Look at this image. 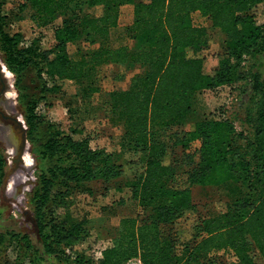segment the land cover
<instances>
[{"label": "trees", "instance_id": "16d2710c", "mask_svg": "<svg viewBox=\"0 0 264 264\" xmlns=\"http://www.w3.org/2000/svg\"><path fill=\"white\" fill-rule=\"evenodd\" d=\"M6 2L0 0V10ZM24 2L37 26L51 24L71 9L78 8V13L54 27L50 47L4 31L0 13V50L8 68L17 73L27 139L39 160L29 196L38 245L26 233L1 232L0 264H21L23 255L29 264H125L137 256L144 264H193L215 249L231 250L233 264H257L253 249L264 260V75L252 69L240 73L246 59L264 53V20L255 12L264 0ZM126 3L133 4V19L126 27L132 44L108 45ZM83 5L100 11L90 14ZM195 11L222 35L220 59L210 71L203 67L210 36L206 27L192 22ZM80 39L100 43L75 59L67 46ZM106 64L122 73L142 67L127 87L108 93L107 106L123 128L119 150L110 152L92 147L88 137L75 138L82 131L74 125L65 130L35 110L49 92L58 91L57 85H47L56 79L84 83L85 94L98 92L96 70ZM30 66L36 67L41 85L34 83L32 92H23L29 88L21 87V72ZM241 80L249 90L242 119L247 129L238 131L224 111L217 117L202 116L197 95ZM194 140L199 146L191 153L187 177L177 182L175 148H186ZM6 165L0 145V187ZM120 177H130L125 185L141 214L122 217L110 245L95 256L87 217L70 207L77 195L93 191L92 182L108 187ZM193 186L208 187L224 208L209 211L196 203ZM188 213L197 215L192 227L162 232L161 225ZM10 246L15 247L13 258L5 253ZM205 262L212 264L210 257Z\"/></svg>", "mask_w": 264, "mask_h": 264}, {"label": "rangeland", "instance_id": "374dc122", "mask_svg": "<svg viewBox=\"0 0 264 264\" xmlns=\"http://www.w3.org/2000/svg\"><path fill=\"white\" fill-rule=\"evenodd\" d=\"M25 0H7L2 5L0 13L4 17L2 28L10 34L15 32L21 35V38L26 42H30L33 39L38 40L44 47H50L54 43V27L61 23L65 16L72 17L78 13V8L71 9L65 14L58 15L53 23L45 26H37L31 18L32 10L28 5L23 4ZM82 10L90 14H95L100 11L99 7L82 6ZM256 15L259 21L264 20V5L260 4L255 9ZM192 22L195 25L206 27L210 36L209 46L204 50V62L203 67L205 70L210 71L218 65L220 59V42L222 35L218 30L211 27L209 19L198 11L192 13ZM133 19V4L126 3L120 8L119 24L116 27L111 28L108 45L119 46L132 44L126 27L131 23ZM100 41L90 43L87 40H77L70 42L67 46V51L70 57L79 58L84 53L88 52L93 47L99 45ZM0 62L3 65L4 73L6 75V81L9 83L8 91L10 94L8 111H16L20 118L25 123L23 117V105H25V99L20 97L17 82V73L8 68L3 53L0 50ZM248 69L258 71L264 75V53L255 57L246 59L240 73L243 75L247 73ZM142 67L135 65L127 70L125 73L111 65L106 64L99 67L96 70V82L100 87L98 92L92 94H85L84 83L77 82L68 79H56L47 85H57L58 91L49 92V96L39 102L35 108L40 113L45 115L51 121L59 124L65 130L72 128L81 129V133L74 134L75 138L88 137L90 145L92 147L104 148L107 151L119 150V142L123 133V128L118 117L113 114L109 107L108 93L112 89L127 87L133 75L141 72ZM21 87H28L23 90L26 92L33 91V85H41L38 78L36 67L30 66L26 70L21 72ZM30 90V91H29ZM249 90L245 85V81L238 82L235 88L232 90L225 87H218L213 90H204L196 96L197 106L203 117H217L221 111H224L234 123L236 129H247V126L242 123L244 118L243 103L247 101ZM73 115V116H72ZM26 125V124H25ZM27 127V126H26ZM178 127H173L176 129ZM1 141V140H0ZM0 145L6 155L7 165L6 172L12 167L13 153H9L7 145L1 141ZM199 146V141L194 140L188 147L182 148L180 146L175 148V158L178 165V174L176 176L177 182H184L187 177V170L190 166L191 153L195 151ZM26 155L31 159L29 165L24 162L22 165L7 179L6 182V194L3 195L0 187V233L13 230L26 233L28 237L37 243V233L35 229V223L33 219V213L30 207L29 196L31 191L36 185L38 172H39V160L35 151H32V146L27 139ZM127 158H135L131 154H125ZM127 178L120 177L117 180H111L107 185L114 187L121 184L120 192L111 189L105 191L104 187L106 183L92 182L93 191L91 193L84 192L76 196L70 209L73 213H78L80 216H86L89 223V240L93 242L92 252L95 256L100 254L101 249L107 247L111 243V238L107 236L111 235L115 231L114 229L119 225L118 219L109 221L106 208L111 206L117 214H121L123 208V200L127 198ZM192 198L196 203L205 204V209L209 211L222 210L224 205L222 202L218 203L214 201V194L211 190L201 188L199 186L192 187ZM129 195V193H128ZM207 195V197H206ZM124 197V198H123ZM121 207V208H120ZM119 209V210H117ZM135 213L141 214L139 206L135 208ZM197 219L195 213H188L183 216L177 217L172 223L161 225L162 232L167 234L175 231L176 229H186L192 227ZM182 246L178 247L177 251L180 256L183 252H180ZM5 253L13 258L15 255V247L10 246ZM252 255L257 264H264V260L257 254V251L253 249ZM24 258L21 264H29L27 256ZM207 257L211 258L212 264H233L236 261V257L231 250L228 249H215L209 252V254L197 263L201 264L202 261L206 264ZM62 264V263H56Z\"/></svg>", "mask_w": 264, "mask_h": 264}, {"label": "water", "instance_id": "95a60500", "mask_svg": "<svg viewBox=\"0 0 264 264\" xmlns=\"http://www.w3.org/2000/svg\"><path fill=\"white\" fill-rule=\"evenodd\" d=\"M0 140L6 145L14 144L12 157V167L6 172L1 184L3 195L6 194L7 179L13 174L24 162V155L27 150V127L20 115L16 111L7 110L4 106L9 103V97H6L9 83L6 81L3 65L0 62ZM4 124H8V131ZM12 146V145H11Z\"/></svg>", "mask_w": 264, "mask_h": 264}, {"label": "crops", "instance_id": "0c3cea01", "mask_svg": "<svg viewBox=\"0 0 264 264\" xmlns=\"http://www.w3.org/2000/svg\"><path fill=\"white\" fill-rule=\"evenodd\" d=\"M104 188H105L104 190L106 192L111 190V189H114L117 192L118 191L120 192L121 190H123L121 188V186L119 187L118 185H115L114 187H111L108 185V187L106 186ZM126 189H127V192L129 193V195L127 193V198L125 197V200H123V205L121 207L123 208L124 211H122L121 214H117V211H115L111 206L106 208V211H109V212H107V213H109L108 214L109 221H114V219L117 218L118 219L117 222H119L122 217L137 216L138 215L137 213L134 212L136 206L138 207L137 201L131 197V192H130V189L128 186ZM117 210H119V209H117ZM111 237H112L111 235L107 236V238H111Z\"/></svg>", "mask_w": 264, "mask_h": 264}, {"label": "built area", "instance_id": "2783aa9c", "mask_svg": "<svg viewBox=\"0 0 264 264\" xmlns=\"http://www.w3.org/2000/svg\"><path fill=\"white\" fill-rule=\"evenodd\" d=\"M222 87L232 90L233 88L236 87V84L231 85V86H222ZM98 256H100V254ZM125 264H144V263L141 261L140 257L137 256V257H132L128 259Z\"/></svg>", "mask_w": 264, "mask_h": 264}, {"label": "bare ground", "instance_id": "6f19581e", "mask_svg": "<svg viewBox=\"0 0 264 264\" xmlns=\"http://www.w3.org/2000/svg\"><path fill=\"white\" fill-rule=\"evenodd\" d=\"M8 95H10V92L8 91L7 92V96ZM8 106V105H7ZM4 126H5V128L8 130V131H10V129H9V126H8V124H4ZM1 142V141H0ZM12 145V146H11ZM7 147H8V151H9V153H13V151H14V144L12 143V144H7ZM25 156V164L26 165H29L30 163H31V159L28 157V155H24Z\"/></svg>", "mask_w": 264, "mask_h": 264}, {"label": "flooded vegetation", "instance_id": "af4514ba", "mask_svg": "<svg viewBox=\"0 0 264 264\" xmlns=\"http://www.w3.org/2000/svg\"><path fill=\"white\" fill-rule=\"evenodd\" d=\"M0 86H1V82H0ZM7 92H8V91H7ZM10 94H11V93H10ZM6 97H7V98L9 97L8 99H10V95L7 96V94H6ZM7 105L9 106V103H7L4 107H5L6 109H9ZM10 110H11V107H10Z\"/></svg>", "mask_w": 264, "mask_h": 264}]
</instances>
